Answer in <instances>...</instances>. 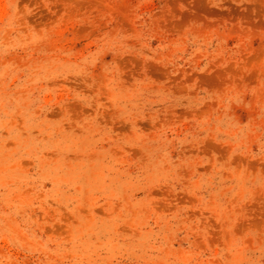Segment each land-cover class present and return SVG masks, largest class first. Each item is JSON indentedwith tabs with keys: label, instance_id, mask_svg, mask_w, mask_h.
Segmentation results:
<instances>
[{
	"label": "rangeland",
	"instance_id": "1",
	"mask_svg": "<svg viewBox=\"0 0 264 264\" xmlns=\"http://www.w3.org/2000/svg\"><path fill=\"white\" fill-rule=\"evenodd\" d=\"M0 264H264V0H0Z\"/></svg>",
	"mask_w": 264,
	"mask_h": 264
}]
</instances>
